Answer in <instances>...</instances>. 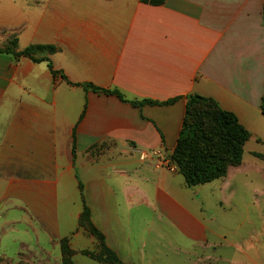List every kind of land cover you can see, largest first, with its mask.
I'll use <instances>...</instances> for the list:
<instances>
[{
	"label": "crops",
	"instance_id": "obj_1",
	"mask_svg": "<svg viewBox=\"0 0 264 264\" xmlns=\"http://www.w3.org/2000/svg\"><path fill=\"white\" fill-rule=\"evenodd\" d=\"M263 8L264 0H0V44L17 36L20 48L55 45L48 56L58 71L0 53V264H62L63 238L76 264H105L82 252L98 247L81 223L85 205L125 264H177L166 245L186 264H230L233 249L264 264V229L245 247L222 232L232 215L249 219L264 193ZM191 94L237 115L254 164L244 152L225 176L188 186L178 170L143 158L171 157ZM145 99L176 100L130 102Z\"/></svg>",
	"mask_w": 264,
	"mask_h": 264
},
{
	"label": "trees",
	"instance_id": "obj_2",
	"mask_svg": "<svg viewBox=\"0 0 264 264\" xmlns=\"http://www.w3.org/2000/svg\"><path fill=\"white\" fill-rule=\"evenodd\" d=\"M143 1L159 4L164 0ZM55 49V45L51 44H30L20 48L17 36L0 44L1 54L12 55L17 60L23 57L31 58L36 62L47 60L52 72L57 74L58 71L53 68L48 56ZM63 77L66 79L65 75ZM85 86L105 93H115L125 100L123 94L116 89L99 88L89 83ZM175 100L160 102L145 99L130 102L135 105L169 104ZM261 109L264 113V95ZM250 136V131L239 121L234 112L223 109L214 98L191 94L188 97L182 128L171 160L177 166L178 172L184 176L188 186L207 183L225 176L230 166L242 163L245 144ZM73 152L74 154L76 152L75 146ZM260 156L264 158L263 155ZM81 223L98 239V247L94 250H83L84 254L105 264H125L107 245L104 234L91 222L90 209L87 205L84 207ZM61 249L62 264H76L73 260L75 250L69 246L68 238L61 240Z\"/></svg>",
	"mask_w": 264,
	"mask_h": 264
},
{
	"label": "rangeland",
	"instance_id": "obj_3",
	"mask_svg": "<svg viewBox=\"0 0 264 264\" xmlns=\"http://www.w3.org/2000/svg\"><path fill=\"white\" fill-rule=\"evenodd\" d=\"M34 2H37V0H32ZM262 151L264 152V146L261 147ZM245 161L246 164H254V160L251 155V144H248V147L245 151ZM257 164H264V161H261L260 159L257 160ZM264 182V181H262ZM254 201L257 202L255 206L251 207L252 213L249 215V219H244L245 215L239 213L238 215H232L227 221H223L224 227L222 228V232L228 234L230 239L239 242L240 244H243L242 246L245 247L246 243H243V239L249 240L250 235H261L262 230L264 229V193L259 194L258 201L254 198ZM256 209V211H254ZM259 213V214H257ZM261 215V216H260ZM264 248V247H262ZM168 255L167 258L170 257H177L181 258L180 261L177 262V264H186L185 261H183L182 258H184L186 255L183 253H177L176 250H172L169 245H166L164 248ZM230 250V249H229ZM262 261L264 262V250L262 251ZM230 258H232V261L230 264H247V259H245L244 256L237 253V251L234 249L230 253ZM90 264H96L94 260L91 258H88L87 256H83ZM197 260V259H196ZM240 260V261H239ZM169 264V263H165ZM194 264H224L223 262H217L214 261V259L209 258L206 261L197 262Z\"/></svg>",
	"mask_w": 264,
	"mask_h": 264
},
{
	"label": "built area",
	"instance_id": "obj_4",
	"mask_svg": "<svg viewBox=\"0 0 264 264\" xmlns=\"http://www.w3.org/2000/svg\"><path fill=\"white\" fill-rule=\"evenodd\" d=\"M143 158L156 157L158 164L166 167L171 171H176L177 166L172 162L171 157L167 153H163L158 150L142 151Z\"/></svg>",
	"mask_w": 264,
	"mask_h": 264
}]
</instances>
